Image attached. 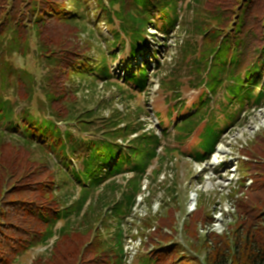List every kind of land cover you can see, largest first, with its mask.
Segmentation results:
<instances>
[{
  "label": "trees",
  "instance_id": "16d2710c",
  "mask_svg": "<svg viewBox=\"0 0 264 264\" xmlns=\"http://www.w3.org/2000/svg\"><path fill=\"white\" fill-rule=\"evenodd\" d=\"M180 1L0 0V264L50 244L34 264H125L126 224L144 180L173 172L178 158L208 164L243 113L263 108L264 0H194L179 65H190L201 91L190 109L180 102L169 112L168 125L157 112L158 128L147 129L141 106L104 118L79 104L90 81L117 86L128 104L147 95L151 65L137 60L149 28L166 38L176 31ZM93 22L110 32L104 49L92 43ZM152 55L160 71L159 51ZM241 154L239 172L253 186L230 188L237 218L228 233L200 234L215 220L197 204L182 228L190 253L175 243L179 202L169 186L167 216L155 217L135 264H264V132Z\"/></svg>",
  "mask_w": 264,
  "mask_h": 264
},
{
  "label": "rangeland",
  "instance_id": "374dc122",
  "mask_svg": "<svg viewBox=\"0 0 264 264\" xmlns=\"http://www.w3.org/2000/svg\"><path fill=\"white\" fill-rule=\"evenodd\" d=\"M190 6H195L194 0L180 1L179 7H181L182 10L180 25L168 38L164 37L156 27L148 29V40L150 44L147 50L141 52V54H144L139 55L137 60L139 64L142 61H148L151 65V88L147 95L128 104L126 101L122 100L117 86L114 87L100 81L92 85L93 81H90L89 85H91V87L78 95L80 100L79 104L88 108L98 107L99 116L104 118H109L114 111L135 112L138 106H141L150 114L141 116V122H144L147 125V129L150 130H156L159 126L158 121L153 117L154 113L158 112L162 115V120L166 123V126L170 123L168 119L169 112H174L175 106L180 102L184 103L190 109L191 103L197 101V97L201 91L199 88H196V84L192 81L193 78H191V74L189 73L190 65H179L180 48L187 40H190L188 35L185 34L187 23L190 24L194 18L193 9H190ZM156 21L157 26L160 27L162 23L158 21V18ZM87 29L88 33L93 32L94 37H92V43L95 48L97 47L99 50L104 49L105 40L111 38L110 32L104 24L101 23L98 25V23L93 22L87 26ZM152 50H158L160 53L157 57L158 62L161 64L160 71H157L154 67L156 63L153 60ZM126 52H128V49ZM121 59L122 57L119 60ZM16 61L19 64L24 62L18 57ZM112 69L113 74L116 76V65H114ZM173 78H176V81L173 84L165 86V83ZM119 81H121V78L117 77L113 82L117 83ZM177 91H179V98L175 97ZM20 106L23 105L20 104ZM263 132L264 106L261 109H252L250 112L243 113L240 125H237L227 132L221 144L217 147L216 154L205 167L192 163L187 158H178L175 160L172 172L173 180H171V178L168 180L163 179L164 171H166L164 170L155 183H151V181L148 183L151 195L149 197L147 196L142 204L145 209H149L148 218H153V224L157 226V219L167 216L168 209H162V205L165 203L166 196H170L165 188L171 186V188H176L173 194L180 204H176L177 201L175 203L178 208L175 215V243H179L182 246L187 244L182 234V228L188 215H190L195 209V206H197L196 204H198V208H200L204 214L210 211L215 220L211 227L201 228V226H199L200 234L205 235L214 232L223 235L228 233V226L237 218V199L236 197L232 198L230 196V188L238 182L240 185L242 180H244L246 190L253 186L252 177L249 175L244 177L243 175L245 173L239 172L238 166H240L239 160H241L240 158L242 157L241 151L243 148L250 146L255 138ZM195 143L196 137L191 139L182 149L190 150ZM245 160H247V158H245ZM205 169L207 171H205ZM194 192H198L196 202L193 198L191 199V195L192 197L196 196ZM241 193L240 197L246 199L247 195L244 194V192ZM150 204H152V209H150ZM156 216L159 218H155ZM139 218L140 213L136 212L133 221L131 215L126 224L127 229H130V225L134 227V234H136L135 231H138L140 226L143 227L144 220L140 222ZM137 236H141V234H137ZM144 244L141 247L140 255L144 253ZM137 246H139V241H137ZM184 247L188 252V247ZM50 249L51 244L31 249L25 252L15 264H34L38 259L47 258L50 254ZM151 249L152 247L149 248V250ZM201 258H204L203 255Z\"/></svg>",
  "mask_w": 264,
  "mask_h": 264
},
{
  "label": "built area",
  "instance_id": "2783aa9c",
  "mask_svg": "<svg viewBox=\"0 0 264 264\" xmlns=\"http://www.w3.org/2000/svg\"><path fill=\"white\" fill-rule=\"evenodd\" d=\"M148 186H149L148 185V181L147 180L144 181V184H143V187H142V192L137 197L136 206L133 209L132 221H133V217L135 216L136 212L140 213V218H139L140 222H141V220H144L146 218V216H147L148 208L145 209L142 204H143L144 200L147 198V196L149 197V195H150ZM194 193L196 194V196L192 197V195H191V199L193 198V200H195V202H196L197 192H194ZM195 208H196V206H195ZM130 221H131V219H130ZM129 227H130V233L126 236V241H125V245H124V254H125V262H126V264H132L133 263L135 257L137 256V254L141 250V247L143 246L144 243L147 242L148 237H147L146 234H148L149 232L152 233V232L155 231V227H152L143 236L142 233H141L142 229L138 228V231H135L136 234H134V232H133L134 227L132 225H130ZM137 234H141V236H137ZM137 241H139V246H137Z\"/></svg>",
  "mask_w": 264,
  "mask_h": 264
}]
</instances>
